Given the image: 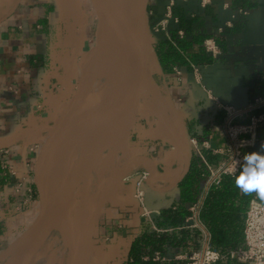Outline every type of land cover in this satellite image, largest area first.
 <instances>
[{
	"label": "crops",
	"instance_id": "0c3cea01",
	"mask_svg": "<svg viewBox=\"0 0 264 264\" xmlns=\"http://www.w3.org/2000/svg\"><path fill=\"white\" fill-rule=\"evenodd\" d=\"M93 8L94 0H0V253L36 215L42 193L39 190L31 197L28 189L36 183L25 177L31 174L35 179L41 145L75 89L92 37ZM147 10L149 70L159 83L167 111L183 123L191 152L205 169L200 184L204 193L211 185V174L226 158L228 139L223 132L227 112L207 96L203 86L222 105L240 109L233 123L264 118L257 110L263 103H255L264 95L252 94L254 82L264 72V0H213L204 8L198 0H148ZM181 15L197 19L191 31L179 26ZM164 19L166 28L160 29ZM174 30L180 39H190L193 33L204 34V40L212 37L220 53L210 55L208 62L175 64L171 72H164L156 48L161 39H171ZM191 65L199 67L201 83ZM150 115L148 108L135 109L128 145L132 154L149 157L157 173L149 185L145 165L135 164L115 185L99 214L87 264H121L144 227L157 232L171 229L157 226L154 218L179 200L180 181L164 187L177 179L184 157L170 133ZM252 139L254 143L255 135ZM205 151L212 160L206 159ZM162 174L165 180L160 179ZM202 197L188 206L191 213L184 220L190 229L195 222L200 224L196 227L199 247L190 253L174 247L155 251L156 259H188L202 249L204 232L211 246L198 218Z\"/></svg>",
	"mask_w": 264,
	"mask_h": 264
},
{
	"label": "water",
	"instance_id": "95a60500",
	"mask_svg": "<svg viewBox=\"0 0 264 264\" xmlns=\"http://www.w3.org/2000/svg\"><path fill=\"white\" fill-rule=\"evenodd\" d=\"M147 2L148 0H140L135 13L129 17V35L125 42L124 51L120 57L123 71L116 79V82H123L125 75L127 82H123V86L120 88L116 86L115 92L112 91L108 94L107 100L110 99L109 102H111V104L110 109L106 112L96 113L87 110L79 117L68 116L69 109L75 100L76 94L82 87L83 80L87 78L85 75V67L81 66L82 72L77 82L75 92L65 104L50 134L41 145L35 179H33L31 174L25 177L27 182L36 183L35 187L28 189L29 195L35 197V193L40 190L42 197L40 198L36 215L30 225L15 239V241L9 244L0 253V258L3 256L10 257L8 264H32L37 250L47 240L52 231L56 229L55 222L58 220V217L62 216V209L64 206L60 199L61 192L68 191L72 187L79 185L83 178L91 173L97 159L105 150V148H103V140L108 134L117 135L120 150L124 156V162L120 165L118 170L109 175L100 185L95 199L94 209L85 229L69 249L64 264H75L78 257L83 253L87 254L84 259V264L88 263L92 251L94 232L101 209L115 185L131 172L135 164L145 165L147 174L144 179L147 184L151 185V179L157 173L155 163L145 155L132 154L128 145L133 113L143 100V96L147 93L144 86L151 82L157 89L159 98L162 97L159 84L151 75L147 63L149 48V14ZM98 3H101L102 11L104 0H94L93 17L94 14H96ZM102 24L103 22L99 21L98 27L101 28ZM112 84V80L110 79L108 85L111 86ZM103 92L104 91H102L101 94H103ZM149 96L151 99L150 106L152 111L157 116L160 123L167 128L184 157L183 169L171 185L164 187V189H168L177 185L187 172L192 155L191 146L183 123L178 121V124L181 126V132L174 129L172 127V119L174 120V117L169 114L162 104L163 107L161 109H163L165 115L159 114V101L161 100L157 103L153 94L150 93ZM77 120L82 121L80 130L76 129L74 125V122ZM80 141L88 144L87 169L85 172L69 175L73 167H68L54 179H47L46 162L49 157L55 154L60 147ZM165 177V174H162L160 179L165 180Z\"/></svg>",
	"mask_w": 264,
	"mask_h": 264
},
{
	"label": "trees",
	"instance_id": "16d2710c",
	"mask_svg": "<svg viewBox=\"0 0 264 264\" xmlns=\"http://www.w3.org/2000/svg\"><path fill=\"white\" fill-rule=\"evenodd\" d=\"M179 26L186 31H191L196 18L187 19L179 16ZM206 36L201 33H193L190 39H180L174 30L171 39L163 38L159 41L156 54L157 60L164 72H171L173 65L187 64L189 61L195 64L208 62L211 56L201 45ZM253 95H264V72L252 86ZM264 114V103L257 109ZM264 118L255 127V141L245 148V153L264 151ZM206 159L212 160V156L205 151ZM242 169V168H241ZM241 170L235 174H222L216 183L211 184L207 190L201 192V180L205 175V169L192 153L190 166L178 184L179 200L173 206L163 208L155 223L161 227H171L170 230L157 232L148 226L144 227L131 241L127 259L121 264H186L188 259L154 258L153 253L169 248H178V251L190 253L199 247V230L188 228L185 218L191 211L188 206L195 203L201 194L202 201L198 211V218L205 226L209 234L211 247L215 249L220 258L212 264H245L231 258V250L244 246V220L251 200H260L256 193L245 194L236 186V178ZM179 228V229H178Z\"/></svg>",
	"mask_w": 264,
	"mask_h": 264
},
{
	"label": "bare ground",
	"instance_id": "6f19581e",
	"mask_svg": "<svg viewBox=\"0 0 264 264\" xmlns=\"http://www.w3.org/2000/svg\"><path fill=\"white\" fill-rule=\"evenodd\" d=\"M139 2L140 0H123L121 9L122 14L114 23L108 6L103 8L101 16L102 22L106 23L107 27H109V30L107 31V37L106 39L103 38L104 40L100 42L98 46H94L90 51L91 53H89L90 55L88 56L85 66V75L87 78L83 80L82 87L76 94L75 100L69 109L68 116L79 117L87 110L94 111L96 113L106 112L110 109L111 104V102H109L110 99L107 100L108 94L112 91L115 92L116 86L120 88L123 86V82H127L125 75L123 82H116V79L123 71V65L120 63V57L124 51L125 42L129 35V17L135 13ZM96 74L105 76V78L107 77L109 82L111 79L113 84L111 86L104 84L105 87L103 89H97L90 86V79ZM144 87L149 95L150 93L153 94V97L155 100H157V103L159 100L162 101H159L158 112L164 116L165 112H163V109H161L163 107L162 105L165 107L163 97L159 98V93L151 82ZM102 91H104L103 94H101ZM176 119H172V127L181 132V126L178 124L179 122ZM81 124L82 121L80 120L74 122L76 129L79 130L81 128ZM112 141L119 146L117 135L108 134L103 140V148H107L109 145H111ZM77 151L79 152L78 157L74 159V154ZM87 157L88 144L86 142H74L72 144L60 147L58 151L50 156L46 162L47 179H54L68 167H73V170L69 175L85 172L87 169ZM119 168L120 166L116 170ZM92 176L93 169L87 177L83 178L79 186L77 185L72 187L68 191H62L60 195V199L64 208L62 209V216L58 217V220L55 222V228L61 234V251L66 253L65 259L69 249L85 229V226L95 206V200L90 194ZM86 255V253L81 254L76 260L75 264H84ZM9 260L10 257L6 259L4 264H8Z\"/></svg>",
	"mask_w": 264,
	"mask_h": 264
},
{
	"label": "built area",
	"instance_id": "2783aa9c",
	"mask_svg": "<svg viewBox=\"0 0 264 264\" xmlns=\"http://www.w3.org/2000/svg\"><path fill=\"white\" fill-rule=\"evenodd\" d=\"M198 1L199 5L204 8L207 5H210L213 0ZM166 15L168 16L167 18L171 16L170 10L167 11ZM166 20L164 19L160 22V29L166 28ZM203 47L209 55L214 57L220 53V48L212 37H207L204 40ZM191 66L196 80L201 83L202 76L200 75L199 67L195 65ZM174 70L179 73L178 66H174ZM203 88L206 91L207 96L219 106H222L227 112V121L223 129V132L228 139V145L225 149L226 158L211 174L209 184H212L217 182L222 174L235 175L241 170L244 165V157L247 155L245 153V148L253 144L252 138L255 135L256 124L263 119V116H254L245 124H235L232 120L240 109L230 105H222L211 95L209 89L204 86ZM255 103H264V98L257 99ZM145 174L146 172L142 175ZM137 197L140 200L142 199L141 190H138ZM196 206L198 205L196 204L192 207L194 211L197 209ZM190 226L200 227V224L195 222V224ZM243 236L244 246L231 250L229 253L230 257L245 264H264V203L257 200H251L245 214ZM204 238L205 241L202 249L192 252L188 256L187 264H212L220 258V254L209 245L208 235L205 232ZM157 257V255H154V258Z\"/></svg>",
	"mask_w": 264,
	"mask_h": 264
},
{
	"label": "rangeland",
	"instance_id": "374dc122",
	"mask_svg": "<svg viewBox=\"0 0 264 264\" xmlns=\"http://www.w3.org/2000/svg\"><path fill=\"white\" fill-rule=\"evenodd\" d=\"M122 2H123V0H104V3L102 5V11H103V8L108 6V9L110 10L112 18L114 20L113 23L122 14V11H121ZM100 11H101V3L100 4L98 3V6L96 8V14H94V17L91 18V21H90L91 29H92V37H91V40L89 42V47H88L86 53L84 54V56L82 57V60H81V66H83V67L86 66V61L88 59V56L90 55L89 53H91L90 52L91 49H93V47L96 45L98 46V44L100 42H102L104 39H106V37H107V31L109 30L108 29L109 27H107V24L103 22V24L101 25V28L98 27L99 21H102V17H101L102 11H101V13H100ZM81 72H82V68H81ZM80 75H81V73H80ZM80 75H79V78H80ZM79 78H78V80H79ZM78 80H77V82H78ZM105 81L107 84L105 83ZM90 82H91L90 86L97 88V89H103L105 87V85H108L109 80L107 77L105 78V76H101V75L96 74V75H94L93 78L90 79ZM76 85H77V83H76ZM76 85H75V89H76ZM75 89H74L73 93L75 92ZM160 90H161V88H160ZM73 93L71 94V96L73 95ZM135 101H136V99H135ZM143 101H147V103H149V104L144 105L143 102H140L142 104H139V105L144 107V108L150 109L151 119L154 122L161 124L159 119L157 118V116L154 114V112L151 109L150 96L148 93H146L143 96ZM162 127H164L167 130V128L164 125H162ZM111 145H109L107 148H105V150L101 153V155L97 159L95 165L93 166V176H92V184H91L90 194L94 198V200L97 197V193H98V189H99L100 185L124 161V156L120 150V146L113 143V141H112ZM78 154H79V152L77 151L74 154V159H76L78 157ZM61 246H62L61 234L57 229H55L49 235L47 240L42 244V246L37 250V252L34 256V259H33L34 262H32V264H64L66 253L64 251H61ZM5 258L7 259L8 256H3L0 258V264H4L6 262Z\"/></svg>",
	"mask_w": 264,
	"mask_h": 264
},
{
	"label": "clouds",
	"instance_id": "9594fccd",
	"mask_svg": "<svg viewBox=\"0 0 264 264\" xmlns=\"http://www.w3.org/2000/svg\"><path fill=\"white\" fill-rule=\"evenodd\" d=\"M261 147L264 149V144ZM236 186L245 194L254 192L260 200H264V151L251 152L244 157Z\"/></svg>",
	"mask_w": 264,
	"mask_h": 264
}]
</instances>
